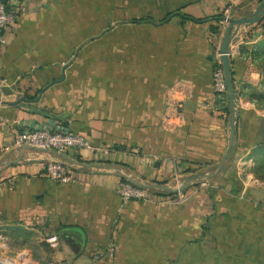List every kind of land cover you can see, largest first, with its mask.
<instances>
[{
	"label": "crops",
	"instance_id": "obj_1",
	"mask_svg": "<svg viewBox=\"0 0 264 264\" xmlns=\"http://www.w3.org/2000/svg\"><path fill=\"white\" fill-rule=\"evenodd\" d=\"M258 2H9L16 21L0 48V264H38L26 260L28 253L54 234L60 244L50 246L44 264H92L111 245L114 254L98 264H183L189 248L204 247L210 214H219L222 194L240 181L264 139V110L251 95L261 80L253 50L264 40V24L237 25L230 44L240 111L232 181L215 178L213 196L191 182L181 189L185 201L165 199L180 191L176 172L184 181L198 174L208 180L230 158L232 117L212 77L224 40L219 17L240 4L237 17H249ZM179 102L177 121L169 122L164 114L174 116ZM48 123L84 135L95 149L13 145L16 132ZM51 161L66 163L77 181L48 177ZM124 180L148 187L153 198L124 201L117 191Z\"/></svg>",
	"mask_w": 264,
	"mask_h": 264
},
{
	"label": "rangeland",
	"instance_id": "obj_2",
	"mask_svg": "<svg viewBox=\"0 0 264 264\" xmlns=\"http://www.w3.org/2000/svg\"><path fill=\"white\" fill-rule=\"evenodd\" d=\"M259 3L260 1L257 5ZM260 108L264 110L263 104ZM262 124L264 129V121ZM261 142H264V139ZM234 154L235 151L230 152L228 155L230 158L226 164L220 169L210 172V179L206 180L209 186H203L200 190L208 189L206 192L213 196L218 189V184L214 181L215 178L216 180L218 177L226 178L229 182L232 181V164L236 162ZM247 161L248 164L238 173L240 181L235 184L233 189L231 184L225 195L222 194L224 199L221 207H218L219 211H215L219 214H210L208 223H206L204 247L189 248L186 258L182 260L183 264H196V261H200L202 256L204 264H232V259L233 263L237 261V264H244L246 261L250 264L264 263V163L258 160L257 154L253 153L247 158ZM181 180L183 179L181 178ZM173 185H177L176 181ZM194 187L196 188V186ZM194 187L187 190L194 192ZM232 196L237 197L236 204L232 203ZM235 216L238 218L239 225L232 227V217L235 218ZM235 232L238 234L237 236L234 235ZM45 243L44 247L31 249L28 253L30 261L27 257L26 260L30 263L44 264V261L50 256L49 249L51 248L46 239ZM12 254L15 255L16 252Z\"/></svg>",
	"mask_w": 264,
	"mask_h": 264
},
{
	"label": "built area",
	"instance_id": "obj_3",
	"mask_svg": "<svg viewBox=\"0 0 264 264\" xmlns=\"http://www.w3.org/2000/svg\"><path fill=\"white\" fill-rule=\"evenodd\" d=\"M12 5H18L20 0H0V48L6 46L8 43V33L12 30L16 21V12L9 8V2ZM224 15L219 20V28L222 34L225 36L227 31L229 20L233 17L231 11H224ZM234 49H230L229 56L234 54ZM222 50L219 49L216 53V64L213 68L212 77L215 94L218 100L226 102L228 95L226 76L224 71ZM182 107L181 103H173L172 110L174 116L171 113H165L164 116L169 122L175 123L178 117L177 112ZM13 145L16 146H29L44 150H54L60 153L66 152L69 149H88L94 150L95 148L90 141L82 134L67 131L63 129L59 124L48 123L38 127H33L24 131H18L15 133ZM145 160V157L142 158ZM46 174L48 177L60 181V182H75L77 181V175L68 167V165L61 161H51L46 167ZM176 174V188H180L185 184L184 180H181L180 176ZM203 186H209L208 181L202 179L199 181L198 189H202ZM117 191L124 201L129 200H151L153 198L152 191L141 185H136L130 180L121 181L117 187ZM187 192L180 191L176 196H168L166 201L169 203H181L187 199ZM174 198V200H172ZM47 242L52 248H58L60 244V238L54 234L47 238ZM114 246H110L106 253H98L92 264H98L99 260L106 256H112L114 254ZM2 264H12L9 259H6Z\"/></svg>",
	"mask_w": 264,
	"mask_h": 264
},
{
	"label": "water",
	"instance_id": "obj_4",
	"mask_svg": "<svg viewBox=\"0 0 264 264\" xmlns=\"http://www.w3.org/2000/svg\"><path fill=\"white\" fill-rule=\"evenodd\" d=\"M264 15V0H261L255 11L253 12L252 16H243V17H232L229 20V25L227 28V31L224 36L223 40V45H222V59H223V65H224V71H225V76H226V85H227V91H228V96L230 100V107L232 110L233 117L230 120V136H229V148L228 152L233 147L234 144V139L236 135V125L240 116V111L238 109V103H237V97H236V91H235V86L233 83V78H232V73H231V64H230V56H229V51L231 49L230 44L231 41L233 40L234 37V28L237 25L240 24H248L252 25L255 24L259 21L260 17ZM63 78H64V73H63ZM8 87H3L2 90L6 92ZM46 89L44 87L41 91V94L43 91ZM40 94V95H41ZM9 104H12L13 102L9 101ZM208 178V175H203V174H198L195 177L191 179H186L185 184L178 188V189H184L186 188L191 182H196L202 179ZM177 190V189H175Z\"/></svg>",
	"mask_w": 264,
	"mask_h": 264
},
{
	"label": "trees",
	"instance_id": "obj_5",
	"mask_svg": "<svg viewBox=\"0 0 264 264\" xmlns=\"http://www.w3.org/2000/svg\"><path fill=\"white\" fill-rule=\"evenodd\" d=\"M249 1H252V0H249ZM261 1V0H259ZM242 6H244L243 4H240V5H237L236 7H234V11L232 13L233 16H236V13L237 14H241L240 13V10L242 8ZM224 13H222L219 17V20L222 19ZM196 20V19H194ZM264 24V15H262L259 19V21L256 23V26H259V25H262ZM219 27V26H218ZM220 29V28H219ZM212 30L213 31H216L217 29L212 27ZM251 36V33L248 37ZM253 54L256 56V62L258 64V67H259V70H260V74H261V80H260V84L258 87L254 88L253 92H252V97H253V100L256 102V104L258 106L261 107V105L263 104L264 106V40L261 41L260 43H258V45H256L255 49L253 50ZM233 63H234V60L233 58L231 59L230 58V64L231 66H233ZM231 73H232V76H233V72L231 70ZM229 97L227 96L226 98V102L224 103L225 106H224V110L227 112V114L229 115V118L232 116V110H231V107H230V102H229ZM50 117V115H47ZM252 153L254 155H258V160L260 162H263L264 163V142H259L257 144V146L253 149ZM186 171H191V168H188L186 169ZM163 193H169L168 191L167 192H163ZM212 197V196H211Z\"/></svg>",
	"mask_w": 264,
	"mask_h": 264
}]
</instances>
